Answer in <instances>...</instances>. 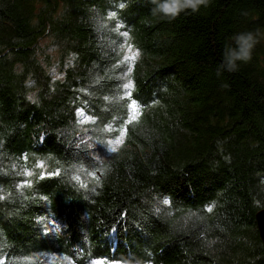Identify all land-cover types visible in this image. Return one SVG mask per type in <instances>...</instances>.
I'll list each match as a JSON object with an SVG mask.
<instances>
[{
	"label": "trees",
	"instance_id": "obj_1",
	"mask_svg": "<svg viewBox=\"0 0 264 264\" xmlns=\"http://www.w3.org/2000/svg\"><path fill=\"white\" fill-rule=\"evenodd\" d=\"M160 2L0 0V264H264V0Z\"/></svg>",
	"mask_w": 264,
	"mask_h": 264
},
{
	"label": "clouds",
	"instance_id": "obj_2",
	"mask_svg": "<svg viewBox=\"0 0 264 264\" xmlns=\"http://www.w3.org/2000/svg\"><path fill=\"white\" fill-rule=\"evenodd\" d=\"M208 0H162L156 5L154 11L162 15L175 17L181 11L191 8L198 11L199 6L207 5ZM258 41L254 39L252 33L240 34L236 37L238 50L232 49L225 56V65L228 71H234L237 68V61L247 62L251 59V52Z\"/></svg>",
	"mask_w": 264,
	"mask_h": 264
},
{
	"label": "snow or ice",
	"instance_id": "obj_3",
	"mask_svg": "<svg viewBox=\"0 0 264 264\" xmlns=\"http://www.w3.org/2000/svg\"><path fill=\"white\" fill-rule=\"evenodd\" d=\"M125 35H127L125 33ZM129 52H131V47L129 46ZM135 53L132 54L131 56L127 57L128 60H134L135 59ZM125 87L127 88H131L132 85L131 83L125 85ZM130 95V93H129ZM130 108H131V117H130V120H129V123L135 121L137 118H138V112H139V106L133 101L132 104L130 105ZM124 134H126V128L124 130V133H122V135L120 136V138H118L114 143L115 145H120L123 143V139H124ZM113 152L117 151V147L114 146L112 149H111ZM209 211H211V209H209Z\"/></svg>",
	"mask_w": 264,
	"mask_h": 264
},
{
	"label": "water",
	"instance_id": "obj_4",
	"mask_svg": "<svg viewBox=\"0 0 264 264\" xmlns=\"http://www.w3.org/2000/svg\"><path fill=\"white\" fill-rule=\"evenodd\" d=\"M256 223H257V228H258L260 239L264 246V210L260 211L256 215Z\"/></svg>",
	"mask_w": 264,
	"mask_h": 264
},
{
	"label": "rangeland",
	"instance_id": "obj_5",
	"mask_svg": "<svg viewBox=\"0 0 264 264\" xmlns=\"http://www.w3.org/2000/svg\"><path fill=\"white\" fill-rule=\"evenodd\" d=\"M120 145H121V144H120ZM120 145L117 146V145H115V143H114V144L111 145L110 149H112L114 146H116V147H117V150H118V148L120 147ZM111 152H112V154H115L117 151L113 152V151L111 150ZM33 173H35V171H29V172H28L29 175H31V174H33ZM96 264H113V263H108V262H105V261H100V262H97Z\"/></svg>",
	"mask_w": 264,
	"mask_h": 264
}]
</instances>
